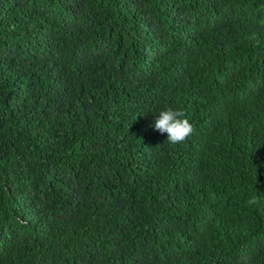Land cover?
<instances>
[{
  "label": "trees",
  "instance_id": "1",
  "mask_svg": "<svg viewBox=\"0 0 264 264\" xmlns=\"http://www.w3.org/2000/svg\"><path fill=\"white\" fill-rule=\"evenodd\" d=\"M0 264H264V0H0Z\"/></svg>",
  "mask_w": 264,
  "mask_h": 264
},
{
  "label": "clouds",
  "instance_id": "2",
  "mask_svg": "<svg viewBox=\"0 0 264 264\" xmlns=\"http://www.w3.org/2000/svg\"><path fill=\"white\" fill-rule=\"evenodd\" d=\"M150 127L161 134H167L166 141L171 144L185 142L195 130L183 111L172 108L161 110Z\"/></svg>",
  "mask_w": 264,
  "mask_h": 264
}]
</instances>
